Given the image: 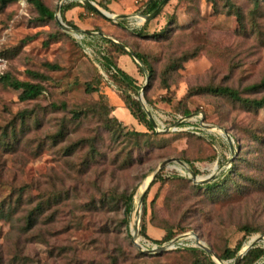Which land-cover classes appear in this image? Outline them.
Wrapping results in <instances>:
<instances>
[{
  "label": "rangeland",
  "instance_id": "obj_1",
  "mask_svg": "<svg viewBox=\"0 0 264 264\" xmlns=\"http://www.w3.org/2000/svg\"><path fill=\"white\" fill-rule=\"evenodd\" d=\"M40 1L52 20L40 21L29 0L0 7V77L44 88L22 102L19 91L0 82V264H233L235 257L219 256L238 243L242 250L252 236L259 238L253 248L264 249V108L202 91L221 86L242 98L264 96V89L247 90L264 76V1L168 0L144 23L143 37L134 35L144 25L134 17L110 20L84 10L82 0ZM90 1L109 14L144 16L154 0H108L110 11ZM230 4L240 8L241 21ZM58 6L72 31L58 26ZM107 38L142 55L151 77L128 52L134 72L125 59L117 65L119 45ZM105 57L134 82H116ZM88 82L99 91L87 92ZM124 95L145 104L160 135L131 116ZM206 126L226 132L231 146ZM174 159L196 184L174 161L159 169ZM214 163L219 170L212 174ZM149 180L154 184L139 203ZM221 180L223 189L203 190ZM137 220L149 238L161 239L170 228L172 238L160 245L177 240L174 247L137 252L131 237ZM138 238L142 249L153 248Z\"/></svg>",
  "mask_w": 264,
  "mask_h": 264
},
{
  "label": "trees",
  "instance_id": "obj_2",
  "mask_svg": "<svg viewBox=\"0 0 264 264\" xmlns=\"http://www.w3.org/2000/svg\"><path fill=\"white\" fill-rule=\"evenodd\" d=\"M13 1L14 0H0V7L4 8L7 4H9ZM94 1L97 3L98 6L102 7L106 11H110L109 10L110 9V3L108 2V0H94ZM258 1H264V0H254L255 6H257L256 3H258ZM29 2L31 4V6L34 8V10L36 11V13L38 14V19L40 21L46 22V21H50L54 18V13L51 10H49L46 6H44L40 0H29ZM159 3H160L159 0L151 1V3L149 4V6L146 10L147 13L153 12L156 9V7L159 5ZM68 8L69 7H67V9ZM83 8L86 11L94 12L92 9H90L88 7L83 6ZM231 9L233 10V13L237 17V19L241 21L242 15L240 13L241 12L240 8H235L234 6L231 5ZM255 11H256V9H255ZM79 17H80V15L78 16V18ZM63 20H64V22H66V24L68 26H70L72 28H76L75 26H73V24L71 22L65 21L64 18H63ZM154 21H158L157 18ZM148 33H149L148 32V24H144L140 28V30H138L137 32L134 33V35H136L138 37H143V36L149 35ZM159 33H162V31L159 30V32H157V34H159ZM151 35H154V32H152ZM115 48L118 51V55L115 59L116 63L118 62L117 60L119 59L120 56H124V55L128 56V54L126 53L125 50H123L117 46H115ZM135 55L144 64V66L147 69L149 76L151 77V75L153 74V71L149 67V65L147 64V62L143 58V56L138 54V53H135ZM104 61H105V63H104L105 68H107V69L113 68L116 71L117 74L115 76H113V78L116 82H118L120 84L124 83L126 85H131L134 82V80L131 78V76H129L126 72H124L121 68H119V66L115 65V61L113 62V60H111L109 57H105ZM117 65H118V63H117ZM48 67L52 68V66H48ZM32 76L37 80L42 81L44 79V77L39 75V74H32ZM0 82L6 86L12 88L13 90L19 91L18 98L22 102L37 99L44 92L43 86L38 82L37 83H31L28 81H19V80L11 79L7 75L0 77ZM260 89H264V76L261 78L259 83L252 84L247 88V90H249V91H257ZM86 91L87 92H90V91L96 92L99 90H98V88L93 87L92 82H88L86 84ZM202 91L209 92V93H212L215 95L227 97L230 100H233L235 102H239L242 105H244L245 107L252 108L255 111H258V110H261L264 108V96H262L259 99L242 98L238 91H236L232 88H229V87H221V86L206 87V88L202 89ZM121 100H122L123 107L129 111L131 116L136 121H138L140 124H142L147 129V131L150 133V135H160L152 129L151 124L149 123L146 114L141 109V105L138 101L131 99L130 96H128V95H124ZM53 107H55V105ZM61 107L63 108L64 105H62ZM114 110H115V108L113 106H111V112H113ZM74 115H75V113H74ZM182 115L187 116L188 112L185 111V112H183ZM108 123L110 124V126H115L117 123V120L115 118H109ZM153 184H154V180L151 181L150 186H152ZM224 186H225V183L223 182V180H221L219 182H216V183L214 182L213 184L206 185L203 188V190L204 191H212L214 189H223ZM130 200H131L130 195L125 197L124 217L123 218L126 220L128 219L130 211H131V207L129 204ZM146 231H147L146 226L143 225L141 227L142 236L147 241H149L153 244H156V245H160L161 242L167 241V240L171 239L173 236L170 228L163 229L164 234H163L161 239L160 238H158V239L157 238H149L146 234ZM252 231H253V229H249V232H252ZM239 249H240V243L236 244V246L233 249H227L226 248L224 250V252L222 253V255H220L219 257L221 260L222 259L223 260L233 259L236 256V253L238 252ZM135 250L137 252H139L136 248H135ZM190 252L193 253L194 255H197V254L199 255V254L203 253L202 251H199L197 249H191ZM263 257H264V249L252 248L243 256V258L240 260V262L238 264H255L257 261H261L263 259Z\"/></svg>",
  "mask_w": 264,
  "mask_h": 264
},
{
  "label": "water",
  "instance_id": "obj_3",
  "mask_svg": "<svg viewBox=\"0 0 264 264\" xmlns=\"http://www.w3.org/2000/svg\"><path fill=\"white\" fill-rule=\"evenodd\" d=\"M168 0H162L159 5L156 7V9L151 12L150 14H147V15H113V14H109L107 12H105L106 14L102 13L101 10L98 9V7L96 6V4L90 0H82L81 3L92 9L94 12L100 14L101 16L107 18V19H110V20H116V19H125V18H131V17H140V18H143V22L141 24H144V23H148L150 20H153L159 13L160 11L162 10L163 6L167 3ZM60 6V5H59ZM59 6L57 8V11H56V14H55V18H56V21H57V24L58 26L65 32H69V31H72L73 29L69 28L66 24H64L60 19H59V16H58V11H59ZM75 32H79L81 34H89L88 32H85V31H82V30H79V29H74ZM108 40L112 41V42H115L113 39L111 38H107ZM117 43V42H115ZM119 45V47L123 50H125L126 52H128L129 56L135 61V62H140L139 59L137 58V56L131 52L128 51L127 47L121 43H117ZM141 93H139L140 95ZM140 102V105H141V109L144 111V113L146 114L147 116V119L149 121V123L151 124V127L154 131L158 132L160 131L154 124L153 120L151 119V117L149 116V114L146 112V109H145V104L139 100ZM208 127L207 130H212V129H215L214 127H209V126H206ZM226 140L228 141V143L230 144L231 146V138L230 136L227 135L226 132H223L222 133ZM177 162V163H182L180 160L178 159H174V160H166L164 162H162L159 166V169L161 168H164V166H166L168 163L170 162ZM188 173L190 174V178L192 180L193 183H197V180H196V176L194 175V173L190 170H188ZM209 179V178H208ZM150 180L149 182L147 183L146 187L144 188L141 196H140V199H139V203H141L142 201V198L144 196V193L145 191L147 190V188L150 186ZM138 235L141 236V227L138 225ZM194 238V237H193ZM194 241L197 245L198 248H200L202 251H204L207 255L213 257L217 262H220V259L216 258L213 254V252L208 248L206 247L202 242H200L198 239L194 238ZM177 242V240H174V241H171V242H168V243H164L162 245H156L155 247L151 248V249H146V250H142L139 248V246L137 245V243L132 239V243L133 245L142 253H147V254H152V253H157V252H162V251H165L167 250L169 247H174L175 243ZM253 248V245H249L248 247H246L244 250H238L239 252L236 254L234 260H233V264H238L239 261L243 258V256L250 250ZM262 263L261 264H264V257L262 259Z\"/></svg>",
  "mask_w": 264,
  "mask_h": 264
},
{
  "label": "bare ground",
  "instance_id": "obj_4",
  "mask_svg": "<svg viewBox=\"0 0 264 264\" xmlns=\"http://www.w3.org/2000/svg\"><path fill=\"white\" fill-rule=\"evenodd\" d=\"M102 13H104V14H106L105 12H103L102 11ZM137 19H136V23L137 24H141L142 22H143V18H140V17H136ZM74 37H76V38H81L82 37V35H78V34H74ZM145 109H146V112L149 114V116L151 117V119L153 120V118H152V116H151V114L149 113V111L147 110V108L145 107ZM153 122H154V120H153ZM154 124H155V126L157 127V125H156V123L154 122ZM209 132H214V133H216L217 135H219V136H222L223 134H222V132L221 131H219V130H217V129H212V130H208ZM224 136V135H223ZM222 136V137H223ZM225 137V136H224ZM177 163V162H176ZM178 172H180L181 174H184L185 172H184V168H185V171H186V173L185 174H187V172H188V168H186L185 167V165L183 164V163H177L176 164V166H173ZM219 170V167H218V165L217 164H212V166H211V168H210V171L212 172V174H215L217 171ZM208 179V178H207ZM196 180H198V179H196ZM149 182V181H148ZM148 182H146V184L144 185V188L146 187V185H147V183ZM144 188H143V190H144ZM142 190V191H143ZM139 199H140V196H139ZM135 224H136V228H135V232L134 233H132L131 234V236L133 237V240L135 241H137L139 238H138V220L135 222ZM141 239V238H140ZM186 239V238H185ZM187 240H191L192 241V237H188L187 238ZM259 241V238L258 237H256V236H252L251 238H249L247 241H246V244H245V247L243 248V250L246 248V247H248L249 245H253L254 243H256V242H258ZM139 242V241H138ZM254 246V245H253ZM139 247L140 248H142L140 245H139Z\"/></svg>",
  "mask_w": 264,
  "mask_h": 264
},
{
  "label": "crops",
  "instance_id": "obj_5",
  "mask_svg": "<svg viewBox=\"0 0 264 264\" xmlns=\"http://www.w3.org/2000/svg\"><path fill=\"white\" fill-rule=\"evenodd\" d=\"M115 11L117 12V14H121V12H119L118 10H115ZM119 59H121V60H122V59H125V61H126L125 63H126V66H127L125 69H126L129 73H133V72H134V71H133V70H134V66H133V68H131V67H129L128 64H127V63H128L127 61H130V62H131V60L129 59L128 56H126V55H124V56H120ZM131 63H132V62H131ZM132 65H133V64H132ZM119 68H121V67H119ZM121 69H122V68H121ZM123 71H124V70H123Z\"/></svg>",
  "mask_w": 264,
  "mask_h": 264
},
{
  "label": "built area",
  "instance_id": "obj_6",
  "mask_svg": "<svg viewBox=\"0 0 264 264\" xmlns=\"http://www.w3.org/2000/svg\"><path fill=\"white\" fill-rule=\"evenodd\" d=\"M137 1H141V0H136L135 2H137ZM135 19H137L136 17H134ZM111 69H113V68H111ZM139 236V235H138ZM142 236V235H141ZM141 236H139V237H141ZM132 237V236H131ZM143 237V236H142ZM133 238V237H132ZM144 238V237H143ZM145 239V238H144ZM146 240V239H145ZM147 241V240H146ZM136 242V241H135ZM149 242V241H148ZM137 243V242H136ZM152 244V247H155L156 246V244H153V243H151ZM137 245H138V243H137ZM139 246V245H138ZM136 248V247H135ZM140 248V247H139ZM137 249V248H136ZM140 249H142V248H140ZM138 250V249H137ZM142 250H146V249H142ZM139 251V250H138Z\"/></svg>",
  "mask_w": 264,
  "mask_h": 264
}]
</instances>
